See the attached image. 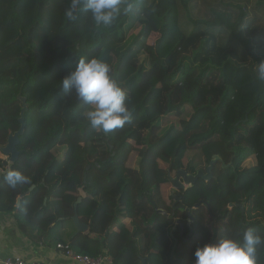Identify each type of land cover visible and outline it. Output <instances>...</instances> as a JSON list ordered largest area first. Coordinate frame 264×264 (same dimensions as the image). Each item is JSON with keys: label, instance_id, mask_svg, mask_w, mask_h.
<instances>
[{"label": "trees", "instance_id": "obj_1", "mask_svg": "<svg viewBox=\"0 0 264 264\" xmlns=\"http://www.w3.org/2000/svg\"><path fill=\"white\" fill-rule=\"evenodd\" d=\"M70 4L0 0V148L27 105L18 160L0 152V213L35 244L113 264H170L176 240V257L195 264L197 247L248 228L264 240V0H122L100 27L83 0L66 18ZM80 57L110 65L132 113L123 127H91V106L63 90ZM213 156L212 180L174 198L169 171L195 175ZM7 167L27 182L10 186ZM81 191L95 250L75 245ZM256 258L264 264V243Z\"/></svg>", "mask_w": 264, "mask_h": 264}, {"label": "clouds", "instance_id": "obj_2", "mask_svg": "<svg viewBox=\"0 0 264 264\" xmlns=\"http://www.w3.org/2000/svg\"><path fill=\"white\" fill-rule=\"evenodd\" d=\"M81 2L71 0L65 12L66 18L77 19V9ZM121 4L122 0H83V10L91 13L97 27L110 26L120 14ZM127 10H131V5ZM111 72L110 65L99 58L80 57L75 70L62 80L66 93L74 89L77 98L91 106V110L85 113L91 127L106 133L123 127L132 119L127 94ZM260 74L264 78V65L260 66ZM3 180L12 187L27 182V178L15 168L8 169L3 174ZM262 243L264 240L248 228L242 233V239L224 238L217 243L197 247L194 253L195 264H257V246Z\"/></svg>", "mask_w": 264, "mask_h": 264}, {"label": "crops", "instance_id": "obj_3", "mask_svg": "<svg viewBox=\"0 0 264 264\" xmlns=\"http://www.w3.org/2000/svg\"><path fill=\"white\" fill-rule=\"evenodd\" d=\"M5 160L12 165L9 158L5 157ZM88 232L89 230L80 234L76 232L75 245L79 250L81 247L89 250L97 249L99 243ZM14 256H22L29 262L40 261L43 264H74L63 258L54 243L35 244L29 240L19 230L14 215L0 213V259Z\"/></svg>", "mask_w": 264, "mask_h": 264}, {"label": "water", "instance_id": "obj_4", "mask_svg": "<svg viewBox=\"0 0 264 264\" xmlns=\"http://www.w3.org/2000/svg\"><path fill=\"white\" fill-rule=\"evenodd\" d=\"M21 99V98H20ZM21 101L23 102V110L21 112V117L19 119V122L21 124L20 129L15 132V133H11L10 136L8 137V141L5 147L0 148V152L6 156L7 158H9V162L11 164H14L21 152L18 150V145L20 142V137H22L25 133V120H24V114L27 111V105H26V100L25 99H21ZM111 151L113 150V147H111L110 149ZM218 162H222V159L219 156H213L209 167L207 168L206 171H198L197 174L192 175L189 174L187 171L185 170H178L176 175L174 177L171 176V172L169 171V177L171 178L172 181V185H173V189L174 191H183L186 192L187 190L191 189L192 187H194V185L197 184V182L201 179V180H205L206 182H209L212 180L213 178V168L214 165L217 164ZM97 167H99V165H96ZM91 166H89L87 169H90ZM222 167L225 168L226 165L222 164ZM1 179V177H0ZM86 182V180H84V183ZM35 189V186H32L30 188V192L33 191ZM81 196L80 198L77 200V202L74 204V208H75V215L72 218V221L74 223V226L77 230V234L80 233H85L86 231L89 230V226L80 222L79 220V216L77 213V207L78 205L82 202L83 198L86 197V194L84 191H81ZM179 198V196L177 195L176 197L174 196V198ZM21 203V198L18 199V205H20ZM199 207V205H198ZM242 209V212H244V207L240 206ZM158 213H163L165 216H168L165 212L162 211H158ZM178 224H181L180 222ZM177 228L175 227L173 229L176 230ZM173 231H171V234L173 233ZM183 236V227H182V234L181 237ZM188 239V238H187ZM178 245V240L175 241V246L173 247V250L171 252V259H170V264H183V261L181 259H178L175 255V250L176 247Z\"/></svg>", "mask_w": 264, "mask_h": 264}, {"label": "built area", "instance_id": "obj_5", "mask_svg": "<svg viewBox=\"0 0 264 264\" xmlns=\"http://www.w3.org/2000/svg\"><path fill=\"white\" fill-rule=\"evenodd\" d=\"M56 249L60 251L63 258L74 264H113L110 256L92 258L88 255L78 253L71 244H58ZM0 264H43L40 261L29 262L22 256H14L0 259Z\"/></svg>", "mask_w": 264, "mask_h": 264}, {"label": "rangeland", "instance_id": "obj_6", "mask_svg": "<svg viewBox=\"0 0 264 264\" xmlns=\"http://www.w3.org/2000/svg\"><path fill=\"white\" fill-rule=\"evenodd\" d=\"M147 15L150 17V18H152L153 17V13H152V11H149L148 13H147ZM158 38V35L157 34H154L153 36H152V38L150 39V44H154V42H155V40ZM183 191H175V194H174V196L176 197L177 195H179V196H183ZM78 197L76 198V202H77V200L80 198V196L79 195H77ZM178 198V197H177Z\"/></svg>", "mask_w": 264, "mask_h": 264}]
</instances>
